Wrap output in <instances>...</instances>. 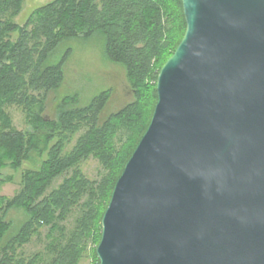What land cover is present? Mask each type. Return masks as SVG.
<instances>
[{"label": "water", "instance_id": "water-1", "mask_svg": "<svg viewBox=\"0 0 264 264\" xmlns=\"http://www.w3.org/2000/svg\"><path fill=\"white\" fill-rule=\"evenodd\" d=\"M187 24L116 183L100 264H264V0H182Z\"/></svg>", "mask_w": 264, "mask_h": 264}, {"label": "trees", "instance_id": "trees-1", "mask_svg": "<svg viewBox=\"0 0 264 264\" xmlns=\"http://www.w3.org/2000/svg\"><path fill=\"white\" fill-rule=\"evenodd\" d=\"M24 2L0 0V186L17 188L12 196H0V264H81L89 254L100 264L102 218L151 122L159 73L185 35L183 2L54 0L19 25L15 19ZM94 36L102 40L104 60L124 70L133 101L102 120L110 89L83 107L74 94L52 103L55 118L50 117L48 104L63 86L67 58L52 64L51 56L65 41ZM12 107L24 113L26 129L14 125ZM91 158L103 167L99 179L82 169ZM7 170L12 175L4 178ZM16 209L26 220L4 247L11 227L7 214ZM44 228V252H19Z\"/></svg>", "mask_w": 264, "mask_h": 264}, {"label": "rangeland", "instance_id": "rangeland-1", "mask_svg": "<svg viewBox=\"0 0 264 264\" xmlns=\"http://www.w3.org/2000/svg\"><path fill=\"white\" fill-rule=\"evenodd\" d=\"M54 0H25L21 13L16 17L15 22L19 25H24L29 17L37 9L53 2ZM15 38L19 33H15ZM103 43L99 37L85 41L73 39L65 41L59 45L55 53L50 58V63L56 64L64 57L66 64L64 66L65 81L60 90L55 92L51 101L48 104L47 115L55 118L54 105L58 104L65 96L77 94L79 95V106L88 105L102 91L110 89L112 97L104 109L101 119L104 120L110 115L118 112L127 104L133 101V92L130 88L124 70L115 64H110L103 58ZM57 106V105H56ZM14 125L19 130L27 128L24 113L17 107L9 109ZM75 141L73 142V144ZM70 148L68 147V150ZM84 173L91 179H99L103 172V167L98 160L91 158L82 164ZM9 170H7V173ZM63 180V177L55 180L53 187H57ZM0 188H2L0 186ZM16 188V187H14ZM11 189V188H10ZM6 193H10L5 190ZM12 219L13 229L9 238L16 235L23 226L26 216L22 210H15ZM74 217L68 221V228L73 227ZM43 235L37 236L24 247V253L27 257L33 256L37 252H44L47 244L45 234L47 228L42 230ZM23 252V251H22ZM81 264H97L94 262L91 254H89Z\"/></svg>", "mask_w": 264, "mask_h": 264}, {"label": "crops", "instance_id": "crops-1", "mask_svg": "<svg viewBox=\"0 0 264 264\" xmlns=\"http://www.w3.org/2000/svg\"><path fill=\"white\" fill-rule=\"evenodd\" d=\"M9 175H12V172H8V173L7 172H4V178L8 177ZM16 181L18 182L19 180H16ZM1 187L2 188H0V196H3V195L12 196V195H14V193L16 192V189H17V188H14L15 187L14 184L9 183V182L8 183H4ZM5 190H7V192L9 191L10 193H6ZM15 213H18V212H16L15 210H11L7 214V221L11 224V227L9 228V230H8V232H7L4 240H3V246L4 247H6L7 245H11L10 240L12 239V237L9 238V235L12 233V229H13V222H12V219L11 218H13V216H14ZM26 246L27 245H25L24 247H26ZM24 247L23 248H20V251L19 252H22V251L24 252Z\"/></svg>", "mask_w": 264, "mask_h": 264}]
</instances>
